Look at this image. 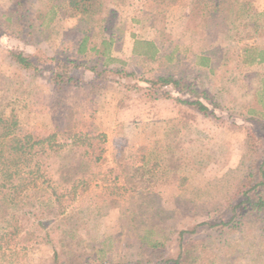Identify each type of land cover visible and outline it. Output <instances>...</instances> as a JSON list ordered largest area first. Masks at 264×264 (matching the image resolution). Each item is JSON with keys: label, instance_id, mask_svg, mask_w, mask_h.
<instances>
[{"label": "rangeland", "instance_id": "obj_1", "mask_svg": "<svg viewBox=\"0 0 264 264\" xmlns=\"http://www.w3.org/2000/svg\"><path fill=\"white\" fill-rule=\"evenodd\" d=\"M244 1L242 6L243 0H237L234 8L239 18L226 8L220 17L211 18L204 0H102L99 16L88 21L71 16L61 0L21 5L0 0V103L15 112L17 132L35 138L56 132L57 141L64 144L66 165L74 153L62 133L105 135L101 160L76 172L85 184L77 186L72 201L64 202L62 243L60 231L52 232L53 242L64 251H59L61 258L69 257L74 264L94 259L133 264L149 254L140 241L147 231L148 237L165 242L163 250L170 256L179 230L196 227L192 237L215 236L211 224L228 219L227 205L236 201L234 192L248 165L256 166L249 131L264 134V124L246 120L252 116L249 109L264 105V95L259 99L264 61L242 62L250 59L252 50L264 48V0ZM250 16L257 18L256 24L243 30ZM19 22L29 26V35L17 37ZM237 27L244 35L238 41L229 38ZM84 36L87 49L79 53ZM142 38L150 39L161 57L150 61L134 54V40ZM103 39L110 42L109 57L112 51L116 59L109 65L133 73L112 77L140 86L159 74L185 78L213 94L218 106H208L214 117L96 77L89 70L96 59L90 48H102ZM16 50L75 60L79 82L58 89L42 74L21 69L10 54ZM196 55H206L208 66L195 65ZM168 90L187 98L178 89ZM141 164L161 180L132 191L117 176L122 168ZM45 173L61 177L52 169ZM57 183L60 190L69 189L62 179ZM42 193L39 190L38 197ZM24 246L17 248L14 264H51V243L31 241ZM210 252V264H264V208L247 216L235 231L212 239Z\"/></svg>", "mask_w": 264, "mask_h": 264}, {"label": "trees", "instance_id": "obj_2", "mask_svg": "<svg viewBox=\"0 0 264 264\" xmlns=\"http://www.w3.org/2000/svg\"><path fill=\"white\" fill-rule=\"evenodd\" d=\"M14 1L19 5L28 2V0ZM61 2H64V5L71 11V16L88 21L96 19L102 7V0H61ZM236 2L237 0H204V11L211 18L220 17L225 8L228 13L235 12ZM241 5H246L244 0ZM235 13L238 17L239 13ZM256 20V17L250 16L243 30L247 29L250 24H256ZM25 27L28 28L29 26L24 22L18 23L16 30L18 38L23 33L25 35L31 33ZM254 31H259V29L257 30L255 27ZM241 33L242 29L237 27L229 38L236 41L241 40L244 38ZM86 40L87 37L84 36L79 43L77 49L79 53L86 51ZM102 44L104 45L102 48H90L95 51L96 59L89 70L99 79L114 81L127 87H135L146 98L171 99L178 106L190 108L203 117H214V113L208 106L209 102L213 103V106H218L213 94H210L206 89L198 88L193 82L185 78L159 74L144 79L146 85L140 86L137 83H133L134 85L122 83L117 77H112V74L123 77L132 76L133 73L120 67L110 66L109 63L116 60L108 55L107 47H109L110 42L103 39ZM247 50L248 48H244V52ZM132 51L150 61L161 57L155 44L148 40L135 39ZM10 54L21 69L32 72V74H42L46 81H51L58 89L79 82L78 77H75V70L79 63L73 59L54 55L42 56V53L40 56L34 53L25 55L20 50L11 51ZM165 58L167 59V57ZM261 61H264V48L258 51L252 50L250 59H243L242 62ZM194 63L199 67H207L209 58L206 55H196ZM44 70L47 71V74L43 73ZM168 87L178 89L187 98L173 96ZM263 95L264 88L259 91V99H262ZM8 108V105L0 103V264H14L18 249H24V245L31 241L35 244L51 243V264H74L69 257L61 258L62 254L60 256L59 251L63 254L64 251L58 249L51 235L54 229H58L60 231L58 241L62 243L65 235V230L61 229L65 220V216H63L65 213L64 202L72 201L77 186L85 184L83 179L76 176V172L88 169L90 164H96L101 160L104 151L101 144L104 142L105 135L102 133L97 135L76 132L62 133L65 139L70 140L69 145L74 153L72 160L70 159L66 165L62 160L64 144L57 141L56 132L37 138L29 133L19 134L15 112L13 109L8 110ZM249 113L252 116L248 117L247 121L252 120L264 124V105L260 109H249ZM249 134L252 135L255 147L251 161L255 160L256 166L248 165L245 179L234 192L236 201L232 205H227V208L230 209L228 219H221L218 223L211 224L215 227L216 235L207 234L209 236L192 237L191 234L198 232L196 227L189 230H179L176 251L169 256L163 250L165 242L148 237L150 231H147L146 235L140 237V241L143 250L149 254L145 259L139 258L133 264H210L213 262L210 259L212 239L215 240L219 236L235 231L247 216L259 214L264 208V134L258 129L250 130ZM256 158L258 159L256 160ZM47 169L55 170L60 173L61 177L54 179L51 175L48 176L45 173ZM118 177H122L124 185L132 191L137 190L140 186L142 188L154 187L161 180V176L147 171L143 164L122 168ZM61 179L69 186V189L60 190L57 182ZM261 186L263 187L258 189ZM39 190L43 192L41 198L37 194ZM48 224L49 228L44 230ZM31 231H34L35 235ZM36 232H40L42 235L39 237ZM17 244L23 246L17 247ZM83 264H106V261L94 259ZM115 264L123 263L117 262Z\"/></svg>", "mask_w": 264, "mask_h": 264}, {"label": "crops", "instance_id": "obj_3", "mask_svg": "<svg viewBox=\"0 0 264 264\" xmlns=\"http://www.w3.org/2000/svg\"><path fill=\"white\" fill-rule=\"evenodd\" d=\"M142 39H144V40H150V39H148V38H142ZM110 57H114V54L112 53V51H111V54H110ZM211 63V62H210ZM209 64V63H208ZM118 119H120V118H118ZM118 122V121H117ZM116 122V123H117Z\"/></svg>", "mask_w": 264, "mask_h": 264}]
</instances>
